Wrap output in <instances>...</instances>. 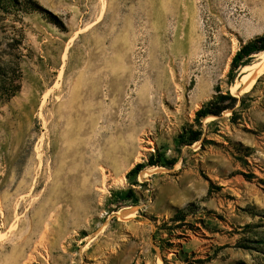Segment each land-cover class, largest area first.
I'll list each match as a JSON object with an SVG mask.
<instances>
[{"label":"rangeland","instance_id":"374dc122","mask_svg":"<svg viewBox=\"0 0 264 264\" xmlns=\"http://www.w3.org/2000/svg\"><path fill=\"white\" fill-rule=\"evenodd\" d=\"M263 33L264 0H0V264H264V55L229 77Z\"/></svg>","mask_w":264,"mask_h":264},{"label":"trees","instance_id":"16d2710c","mask_svg":"<svg viewBox=\"0 0 264 264\" xmlns=\"http://www.w3.org/2000/svg\"><path fill=\"white\" fill-rule=\"evenodd\" d=\"M264 51V33L258 35L248 42L244 43L238 51L235 53L231 60L230 70H229V77H232L235 71L242 65H245L248 62V59L251 58L252 55L258 54L259 52ZM19 89V85H16L15 89L7 92L4 91L7 97L13 96ZM213 111L207 107H202L196 111V119H201L208 114H212ZM141 165H136V168H139ZM128 196V195H126ZM184 219V209H178L174 214L173 217L170 219L172 221H178ZM262 245L260 247L261 252L264 254V239L259 241ZM247 246V245H242ZM248 247V246H247Z\"/></svg>","mask_w":264,"mask_h":264},{"label":"bare ground","instance_id":"6f19581e","mask_svg":"<svg viewBox=\"0 0 264 264\" xmlns=\"http://www.w3.org/2000/svg\"><path fill=\"white\" fill-rule=\"evenodd\" d=\"M258 54H263V55H264V51H261V52H259ZM262 59H263V58H262ZM262 61H263V60H262ZM259 64H260V63H259ZM262 64H263V62H262ZM252 65H253V64H252ZM257 65H258V64H257ZM263 65H264V64H263ZM263 65H262V66H263ZM245 67H246V66H245ZM248 67H249V66H248ZM261 68H262V67H261ZM258 72H259V71H258ZM258 74H259V73L255 74V75H258ZM255 75H254V76H255ZM248 84H249V83H248ZM129 213H130V212H129Z\"/></svg>","mask_w":264,"mask_h":264}]
</instances>
